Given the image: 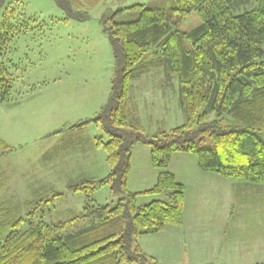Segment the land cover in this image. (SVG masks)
<instances>
[{
  "label": "trees",
  "instance_id": "obj_1",
  "mask_svg": "<svg viewBox=\"0 0 264 264\" xmlns=\"http://www.w3.org/2000/svg\"><path fill=\"white\" fill-rule=\"evenodd\" d=\"M17 1L0 0V102L10 100L14 84L8 64L11 42L31 29L32 19L18 15ZM54 1L67 19L84 20L88 16L79 9L99 0ZM176 1L177 6L169 10L135 5L132 8L140 16L134 21H117L122 9L109 18L105 14L104 31L116 61L109 98L94 118L73 128L82 130L90 123L102 127L109 140L98 138L95 143L105 150L110 172L98 180L86 178L68 185L87 197L80 216L57 224L33 221L23 231V217L12 230L9 223H1L0 264H165L138 243L134 248L133 242L167 225L183 224L185 185L167 170L178 152L196 154L204 172L264 185V0L242 13L234 9L248 0ZM193 12L201 24L190 31L178 29ZM154 68H163L168 78H179L185 122L146 136L139 131L138 110L130 93L132 82ZM139 143L150 146L152 165L161 172L153 187L136 192L129 189V180L133 147ZM13 150L0 138V160ZM6 181L0 170V190ZM102 186L121 194L115 204H94ZM166 191L164 199L138 204L141 195ZM42 201L48 198L29 199L25 206L33 209ZM1 206L5 209V204ZM29 215L35 219L33 211ZM79 219L86 225L65 232Z\"/></svg>",
  "mask_w": 264,
  "mask_h": 264
},
{
  "label": "rangeland",
  "instance_id": "obj_2",
  "mask_svg": "<svg viewBox=\"0 0 264 264\" xmlns=\"http://www.w3.org/2000/svg\"><path fill=\"white\" fill-rule=\"evenodd\" d=\"M15 1L7 0V4ZM17 2L18 15L32 20L31 29L11 42L8 64L14 84L10 100L0 102V138L14 149L0 160V170L7 177L0 190V224L9 223L12 230L23 217L26 220L21 223L23 231L33 221L57 224L80 216L87 197L83 191L68 189V185L86 178L98 180L110 172L105 150L95 143L98 138L103 142L109 140L102 127L90 123L82 130L73 128L94 118L109 98L116 61L104 31L105 14L109 18L112 12L122 9L116 20L134 21L140 16V11L132 8L135 5L169 10L177 6V1L99 0L93 6L88 4L79 9L88 16L84 20L67 19L66 12L54 0ZM257 4L258 0L237 3L234 12L248 11ZM201 22L193 12L178 29L190 31ZM179 94V78H168L163 68H154L134 80L130 95L132 104L137 106L140 133L148 136L182 126L185 121ZM197 163L196 154L178 152L167 169L179 182L188 183L189 204H185L184 210L187 215L264 217V189L256 192L261 188L259 185L252 188L242 179L220 176L224 184L207 181L203 186L201 182L205 180L192 173ZM160 172L152 165L150 146L135 145L129 189L137 192L153 187ZM233 182L250 189L240 191L234 198L230 185ZM168 192L141 195L138 204L164 199ZM41 196L48 201L36 204L33 209L25 206L27 200ZM120 197L119 192L102 186L93 199L94 204L113 205ZM234 200L235 205L231 206ZM10 209H14L11 214ZM29 211L34 212L35 219L30 218ZM228 211L234 213L226 214ZM85 225L86 220L73 221L65 232ZM137 243V240L133 242L134 248Z\"/></svg>",
  "mask_w": 264,
  "mask_h": 264
},
{
  "label": "crops",
  "instance_id": "obj_3",
  "mask_svg": "<svg viewBox=\"0 0 264 264\" xmlns=\"http://www.w3.org/2000/svg\"><path fill=\"white\" fill-rule=\"evenodd\" d=\"M162 92L164 93L165 89ZM201 171L197 163V168L192 173L199 180H205L201 182L203 186L207 181L220 185L225 183L220 178L223 176ZM181 182L186 186L187 205L189 204L188 183ZM230 185L234 190V198L240 191L250 189L238 183L234 184V182ZM246 185L252 186V188L260 186L261 188H258L256 192L264 189V185L256 186L249 183ZM230 205L234 206L235 200ZM227 213L233 214L234 212L228 211ZM141 238L143 242L138 241V244L142 250L165 264H252L264 262V217L199 216L187 215V211H184L182 225H167L162 231Z\"/></svg>",
  "mask_w": 264,
  "mask_h": 264
}]
</instances>
